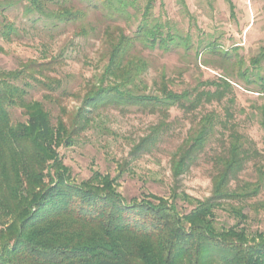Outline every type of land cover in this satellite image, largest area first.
I'll return each mask as SVG.
<instances>
[{"label":"trees","instance_id":"16d2710c","mask_svg":"<svg viewBox=\"0 0 264 264\" xmlns=\"http://www.w3.org/2000/svg\"><path fill=\"white\" fill-rule=\"evenodd\" d=\"M25 1L29 13L58 22L76 20L77 14L68 10L49 14L47 5L55 0ZM95 1L110 17H124L128 7L135 6L134 0ZM151 4L148 0L144 18ZM0 28V34L9 37L11 26L0 24ZM175 41L145 21L132 37L122 31L107 36L109 53L102 80L110 78L113 83L89 91L72 123L87 121L88 108L139 106L161 118L138 146L148 150L166 127L170 109L191 114L203 104L221 102L232 87L226 77L206 84L215 88L213 92L176 93L162 83L155 95L137 94L136 81L147 65L141 58L130 59V52L136 45L169 51ZM263 61L264 49L250 60L251 68L258 69ZM239 76L264 95L263 76L246 70ZM25 79L34 81L23 70L0 71V264H264V233L250 234L243 213L247 201L259 194L261 178L238 182L246 165L258 156L247 138L230 130L225 153L213 160L216 174L207 199L191 201L175 186L167 199L142 194L126 201L109 175L93 172L80 183L73 181L58 152L73 144L72 131L62 118L52 124L42 103L27 99L30 84ZM42 85L49 91L57 87ZM13 109L20 110L25 120L13 122ZM226 116L231 118L230 112ZM218 123L214 112L199 118L171 161L175 182L195 163ZM260 128L264 132V107ZM178 202L189 208H179ZM228 202L243 206L230 205L234 223L217 226L215 210Z\"/></svg>","mask_w":264,"mask_h":264},{"label":"rangeland","instance_id":"374dc122","mask_svg":"<svg viewBox=\"0 0 264 264\" xmlns=\"http://www.w3.org/2000/svg\"><path fill=\"white\" fill-rule=\"evenodd\" d=\"M54 2L47 5L49 14L68 10L77 14L76 20L46 19L29 13L25 0H0V24L12 28L9 37L0 34V71L23 70L32 76L34 81L25 79L30 84L27 99L41 102L52 124L62 118L72 131L73 144L58 152L73 181L80 183L98 172L116 180L117 191L126 201L140 199L142 194L167 199L175 186L191 201H203L210 196L216 174L213 160L225 153L230 130H235L258 153L238 182L254 183L261 178L262 187L244 206L228 202L216 209L217 226L232 225L229 206L241 205L248 217L247 231L264 233V132L260 128L264 95L239 76L246 70L264 77V61L256 70L250 65L264 49V0H152L146 18L143 14L148 0H134L135 6L128 7L124 17H110L95 0ZM144 21L148 26H159L163 36L171 35L176 44L169 51L136 45L130 52V59L141 58L147 65L136 81L138 95H155L162 83L176 93L194 89L213 92L215 88L206 84L221 77L232 86L221 102L203 104L191 114L170 109L166 127L148 150L138 146L161 118L139 106L88 108L87 121L72 123L89 91L113 83L110 78L102 80L109 53L107 36L122 31L132 37ZM42 84L57 87L49 91ZM207 112L216 113L220 123L195 163L175 182L171 161ZM11 118L13 122L25 120L18 109L11 110ZM178 206L188 207L183 202Z\"/></svg>","mask_w":264,"mask_h":264}]
</instances>
